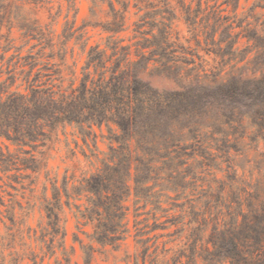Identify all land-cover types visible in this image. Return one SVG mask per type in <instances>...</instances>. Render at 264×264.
<instances>
[{
  "label": "rangeland",
  "instance_id": "rangeland-1",
  "mask_svg": "<svg viewBox=\"0 0 264 264\" xmlns=\"http://www.w3.org/2000/svg\"><path fill=\"white\" fill-rule=\"evenodd\" d=\"M12 1L0 26V47L13 40L3 63L15 49L39 52L37 68L46 66L40 82L68 93L79 86L89 47L97 46L107 68L118 61L152 94L125 131L111 122L84 126L83 135L74 125L45 128L47 137L25 147L27 154L0 138L4 152L40 161L37 172L0 165V263L62 260L40 239L54 185L71 264H84L91 247L90 264H229L214 245L264 241V0ZM114 12L124 17L114 39L127 51L107 47L112 33L103 26ZM24 22L37 30L25 36ZM146 39L160 48L142 49ZM3 69L9 90L25 92L28 67ZM94 176L105 179L104 195L122 198L129 232L113 246L91 241L94 224L76 218L94 199L85 187ZM8 207L13 223L4 217Z\"/></svg>",
  "mask_w": 264,
  "mask_h": 264
},
{
  "label": "trees",
  "instance_id": "trees-1",
  "mask_svg": "<svg viewBox=\"0 0 264 264\" xmlns=\"http://www.w3.org/2000/svg\"><path fill=\"white\" fill-rule=\"evenodd\" d=\"M75 1L71 2V6H74ZM90 1L95 5L97 1L101 0ZM14 7L16 5L12 0H0V26L4 17L10 18L11 9ZM123 22L122 14L114 12L113 21L103 26L106 32L112 33L108 37L107 47L113 53L117 52V48L121 51L128 50V47H119L117 45L119 42H116L113 35L122 30ZM34 25L35 22H24L20 28L24 30L25 36H28V33L37 30ZM71 36H67L65 40H69ZM2 37L0 36V40ZM80 37L81 35H78L79 39ZM249 39H253L254 43H257L255 37ZM12 41L8 37L5 38V45L0 47L2 50L0 79L4 72V65H6V74L11 72L9 70L10 65L21 68L28 67V70L23 71L25 75L22 79L23 83L20 84V86L25 85V92L10 91L12 86V84L8 85L10 77L4 81L0 80V138L6 139L11 145L17 147L19 151H22L20 153L27 154L28 151L24 149L25 147L38 141L39 137H47L45 128L51 132L58 126L74 125L83 135L84 126L90 129L93 125L101 126L111 122L125 131L134 124L139 113L146 111V105L151 102L149 98L152 91L137 76L130 75L127 68L119 70L120 63L118 61L115 62V66L107 68V60L104 59L105 53L99 50L97 46L89 47L87 60L83 67L84 74L79 86L66 93L61 89L53 90V88L46 87L44 83L40 82L41 76H46V74L41 75L46 66L37 68L39 52L35 55L30 52L28 55L22 56L19 52L20 49H15V54L3 63L6 54L13 48ZM146 42L148 46H143L142 49L157 45L147 39ZM232 47L233 44L229 46V49ZM156 48L159 49L160 46L158 45ZM156 51L157 49L150 50L151 56L158 55ZM172 61V66H175L174 58ZM36 68L37 72H34ZM153 97L159 96L153 94ZM0 165L4 172L20 169H30L37 172L40 161L33 155L29 158H20L6 147V152L0 149ZM104 183L105 179L99 176L87 179L86 191L91 193L94 199L89 200V206L83 211L78 210L76 218L78 222L83 219L94 224V232L90 236L91 241L102 246H113L124 240L129 231L122 223L125 219L124 209L120 204L122 198L117 195L112 200L106 194L104 195L107 192ZM53 191V199L46 201L43 205L47 224L46 228L41 229L40 239L45 244L50 256L56 254V247L61 251L63 261L57 259L55 264H71L70 254L66 252V230L61 224L60 218L62 205L59 189L54 185ZM4 213H6L4 217L13 223L14 212L10 207ZM1 217L2 213L0 212V222H2ZM76 240L78 237H75ZM214 250L219 256L222 255V259L229 264H264V241L262 240L253 246H246L231 239L229 242L224 241L217 247L214 245ZM93 252L92 247L84 250V264L91 263ZM0 264H3V261ZM33 264H37L36 261ZM134 264H139L138 260H135ZM143 264H145V260Z\"/></svg>",
  "mask_w": 264,
  "mask_h": 264
}]
</instances>
